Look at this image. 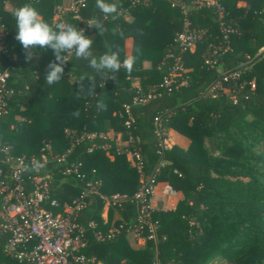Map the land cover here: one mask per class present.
Listing matches in <instances>:
<instances>
[{
    "label": "trees",
    "instance_id": "16d2710c",
    "mask_svg": "<svg viewBox=\"0 0 264 264\" xmlns=\"http://www.w3.org/2000/svg\"><path fill=\"white\" fill-rule=\"evenodd\" d=\"M85 2L87 7L76 12L80 20L72 12L53 20L62 0H10L11 11L0 0L6 51H0V71L9 68L8 87L13 92L8 112L0 118L3 176L10 180L7 156L33 158L38 163L47 154L44 169L50 176L49 195L59 206L53 212L77 197L86 181H98V193L86 199L77 221L84 228V254L102 264H208L217 258L228 264H264V52L259 53L264 48V0H220L225 19L236 27V33L229 37V49L217 55L212 66L205 60L213 47L226 45L212 8H196L191 0H182V5L193 7L189 11L168 0H147L131 8L119 0L117 19H104L108 32L101 35L88 26L84 34L93 40L96 56L109 49L119 54L121 63L129 55L137 56L133 71L128 73L122 66L112 79L111 74H97L87 59L78 60L67 53L61 80L49 85L45 77L55 55L51 49L36 48L33 56L37 63L27 65L25 50L15 38L13 12L30 4L52 25L66 21L81 29L93 17L103 18L95 0ZM239 2L245 6H238ZM124 13L131 20L125 19ZM185 20L190 29L202 31V35L194 49L182 55L186 86L167 94L158 88L170 64L164 56ZM144 62L150 66L144 68ZM229 70H238L239 78L223 82L225 91L218 89L215 96L204 94L221 72ZM133 79L142 93H155L154 98L131 109L130 133L140 140L143 175L148 177L161 162L154 176L155 188L169 185L182 195L173 210L151 211L155 241L147 239L150 232L145 228L142 249L129 246L123 229L108 240L95 238V233L106 234L136 216L133 196L140 185L139 174L122 149L117 150L103 137L111 130L123 140L127 138L125 117L120 113L122 104L130 102L136 93ZM101 102L106 110L99 107ZM165 128L187 138V148H162L156 130ZM207 140L213 141L217 156L206 149ZM46 144L49 148L43 150ZM103 144L108 148H100ZM61 155L65 157L60 162L51 158ZM69 164H80L81 178L76 173H64ZM33 176L31 171L22 173L27 195ZM113 195L123 200L120 206L109 207L103 220L101 196ZM114 208L120 211L121 220H112ZM8 237L0 235V264H30L4 253Z\"/></svg>",
    "mask_w": 264,
    "mask_h": 264
},
{
    "label": "built area",
    "instance_id": "2783aa9c",
    "mask_svg": "<svg viewBox=\"0 0 264 264\" xmlns=\"http://www.w3.org/2000/svg\"><path fill=\"white\" fill-rule=\"evenodd\" d=\"M10 0H4L9 3ZM128 6L133 8L144 4L147 0H125ZM192 6L196 8H212L217 16L219 33L221 39L226 43L224 47H213L210 56L205 60L208 66L216 62L217 55L226 52L229 37L236 33V27L225 19L224 7L220 0H191ZM173 5V4H172ZM78 0H71L66 11L62 8H56V19L59 20L64 12L74 13V18L80 20L77 10L80 8ZM184 8V5H181ZM91 20L87 21L81 27L86 31ZM202 31H196L189 28L187 20L184 21L183 30L177 33L172 41V46L166 51L164 58L169 61V66L158 86L165 90L167 94L173 90L186 86V77L182 74L186 72L183 68L182 55L185 52H191L194 49L196 41L201 37ZM5 32L0 28V51H5L4 46ZM221 51V52H220ZM9 68L0 71V118L7 112V103L13 92L8 87V78L10 76ZM240 72L238 70H229L221 72L218 78L213 81L205 90L204 94L210 93L215 96L216 90H223L222 83L231 79H238ZM250 89L254 88L253 81L249 82ZM136 93L132 96L130 102L122 104L120 116H124V126L127 129V138L124 140L122 153L129 157L131 164L139 174L140 185L133 196L136 208V216L133 221L121 223L117 227L110 229L106 234L95 233L98 241L108 240L123 229L126 233H132L136 237H142L145 228H148L150 235L147 239L155 241L154 225L150 221L152 211L150 200L155 192L154 176L158 172L161 162L153 169L148 177H144L142 172L143 162L139 148L140 140L133 137L130 133L132 128L131 109L139 107L148 100L155 97V93L144 94L139 86H136ZM234 100V97H231ZM158 118L155 119V122ZM156 135L160 138L159 145L163 148L162 133L160 129L156 130ZM92 138V135L88 136ZM46 144L43 150L48 149ZM94 146L89 148L92 150ZM100 148H108L106 144ZM7 153V149H3ZM65 155L51 157L57 162L63 161ZM49 157L47 154L41 156V164L45 166ZM6 162L11 169L10 180L3 176L0 170V235L8 234L9 237L5 244L4 253L17 261H27L30 264H102L92 256L84 254L86 247L84 239V228L77 221L79 213L87 204L86 199L90 194L98 193V181H86L80 194L73 198L69 204L62 206L60 211L53 212L52 209H58V203L50 198L49 179L50 176L43 168L36 170L37 163L33 158L24 157H6ZM80 164H69L65 167L64 173H78ZM31 171L34 173L32 178V190L29 195L24 192L22 173ZM163 192L167 195L174 194L175 190L169 185L165 186ZM104 200L106 198L102 197ZM113 206H120L123 197L113 195L108 198ZM49 207V208H47ZM92 227L91 222L88 223ZM143 238V237H142Z\"/></svg>",
    "mask_w": 264,
    "mask_h": 264
},
{
    "label": "clouds",
    "instance_id": "9594fccd",
    "mask_svg": "<svg viewBox=\"0 0 264 264\" xmlns=\"http://www.w3.org/2000/svg\"><path fill=\"white\" fill-rule=\"evenodd\" d=\"M81 7H87L85 0H78ZM96 8L102 13L103 18L93 17L89 23V27H94L98 33L103 35L109 31L105 26L104 19L111 17L113 21L117 19L119 0H95ZM16 22V40L20 42L25 50L26 60L33 58V50L36 48L51 49L55 55V61L48 64L46 73V82L51 84L58 83L64 73L63 65L66 62L67 53H73L79 59H87L88 66L95 70L97 74L108 75L115 79V74L123 66L128 73L133 71V66L137 60V56L129 55L123 62L119 58L117 52L109 49L102 55L96 56L92 51L93 40L84 34L83 29H78L76 25L60 21L55 25L45 21L35 7L30 4H24L16 8L13 12ZM113 34L116 29L111 30ZM122 34V33H121ZM139 53V49L137 50ZM91 79V77H89ZM99 107L106 110V105L101 102ZM79 115V112L75 113ZM44 165L37 163L36 170L43 168Z\"/></svg>",
    "mask_w": 264,
    "mask_h": 264
},
{
    "label": "crops",
    "instance_id": "0c3cea01",
    "mask_svg": "<svg viewBox=\"0 0 264 264\" xmlns=\"http://www.w3.org/2000/svg\"><path fill=\"white\" fill-rule=\"evenodd\" d=\"M170 1L172 4H181L182 5V0H168ZM71 3V0H62V5L60 6V8H62L63 11H66L69 7ZM184 11H189L191 9H193V7L189 4H184ZM238 6H245L244 2H239ZM4 8L7 11H11V5L9 3H4ZM124 18L127 20H131V16L128 13H124ZM56 19V16H53V20ZM264 52V48H261L259 50V53ZM35 63H37V58L35 56H33V58L31 60H28L27 65L28 66H32ZM150 66L149 62H144L143 63V67L144 68H148ZM132 85L133 86H138V81L136 79L132 80ZM161 131V130H160ZM162 133V144H163V148H170L171 146H178L181 149H186L188 144H189V140L187 138H185L184 136H182L181 134L177 133L176 131H174L173 129L170 128H165L162 129L161 131ZM103 137H106L109 141H112L113 144L115 145L117 150H120L123 148V143L124 140L121 138V135L119 133H114L113 131L109 130L108 132H106L105 134H103ZM127 160L130 162L129 157L126 156ZM131 164V162H130ZM167 186V185H165ZM165 186H162L160 184L157 185V187L155 188V192L153 197L150 200V206L151 209L153 210H173L177 204V202L182 198V195L180 192H174V194L172 195H167L163 192V189ZM113 207V205L111 204V201L106 198L104 199V204L101 210V217L103 220H106V215H107V210L109 207ZM112 220L113 221H118L121 220V214L120 211L117 209H113V214H112ZM133 221V219H132ZM125 238L127 243L129 244V246L133 249H142L144 248L145 245V239L142 237H136L134 236L132 233L127 232L125 234ZM217 258L214 261L208 263V264H214L215 262L219 261ZM220 264H228L226 262H223L221 260Z\"/></svg>",
    "mask_w": 264,
    "mask_h": 264
},
{
    "label": "rangeland",
    "instance_id": "374dc122",
    "mask_svg": "<svg viewBox=\"0 0 264 264\" xmlns=\"http://www.w3.org/2000/svg\"><path fill=\"white\" fill-rule=\"evenodd\" d=\"M247 143V142H246ZM206 149L208 150V152L213 155V156H217L218 155V151L216 150L214 143L212 140H207L206 141ZM253 150L257 149V145H254V147L252 148ZM219 261L215 262L214 264H220L221 263V259H218Z\"/></svg>",
    "mask_w": 264,
    "mask_h": 264
},
{
    "label": "water",
    "instance_id": "95a60500",
    "mask_svg": "<svg viewBox=\"0 0 264 264\" xmlns=\"http://www.w3.org/2000/svg\"><path fill=\"white\" fill-rule=\"evenodd\" d=\"M47 85H48V84H46V85L44 86V88H43V89H45V88L47 87ZM43 89H42V90H43Z\"/></svg>",
    "mask_w": 264,
    "mask_h": 264
}]
</instances>
